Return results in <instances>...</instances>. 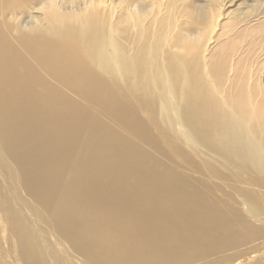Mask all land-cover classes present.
Masks as SVG:
<instances>
[{
	"label": "bare ground",
	"instance_id": "1",
	"mask_svg": "<svg viewBox=\"0 0 264 264\" xmlns=\"http://www.w3.org/2000/svg\"><path fill=\"white\" fill-rule=\"evenodd\" d=\"M39 1L34 7L18 8L20 13H12L17 16L14 26L18 30L35 34L79 19L93 31L89 21L93 19V24L95 19L96 35L101 36L100 44L108 48L120 79L133 80L136 89L143 80L141 76L154 80L158 58L155 55L160 49L156 43L159 18L164 15L168 0H133L131 4L127 0L122 7L115 5L117 0H81L77 10L71 9L73 3L66 6L58 0ZM225 5L221 2L219 10ZM2 6H7V0H0V17L4 16ZM26 16L27 22H20ZM220 17L215 18L213 33L219 28ZM8 24L3 22L2 26L13 43L9 45L7 41L2 45L0 64L3 68L12 66L21 75H18V88L6 94L14 100L6 102L2 116L0 176L14 193H29L32 204L7 200V220L14 227L9 233V228L4 230L0 226V264H174L173 258L178 259V264H264V75L260 73V62L255 65L248 57L251 54L248 48L231 44L228 50L222 47L220 57L219 51L215 56L213 51L219 41L212 37L205 40L207 23L197 35L195 47L203 54V81L206 88L209 84L213 88L220 117L226 122L224 130L228 127L229 131V139L222 137L220 144L232 151V157L214 154L212 161L229 172L246 194L239 202L232 198L211 202L208 210L203 211L200 224L192 215L186 218V239L196 246L193 251L175 237L176 226L172 223L165 226L166 231L158 226L147 228L144 218L138 217L139 207L133 199L128 205L129 212L123 211L121 205L127 199L119 192L127 184L124 179L105 175L98 165L80 173L67 162L70 159L67 155L56 159L41 152L30 155L31 149L50 148L60 137L51 130L44 135L41 130L43 124L51 125L55 113L47 112L48 103L46 107L35 106L36 88L22 93L27 67L40 65L47 78L54 80L65 76L77 93L92 101L107 103L110 98L95 85L106 79L98 76L97 65L89 57L75 51L62 52L60 45L47 42L45 36L29 37L40 45L29 41L27 46L31 50L26 44L21 49L22 35L12 36ZM171 32L169 29L167 38ZM2 35L0 32V40ZM147 49L150 52L147 61L142 62L140 57L145 60ZM171 52L185 62L184 56ZM25 54L30 57L23 58ZM12 61L19 62L20 68L16 69ZM183 74L187 84L189 73L185 69ZM165 82L162 91L155 85L163 100V114L171 118L172 127L195 149L197 145L182 119L187 118V104L184 98H175L170 79ZM57 87L55 84L51 90ZM6 89L7 86L0 87V93ZM25 106L37 108L40 117L25 112ZM16 118L22 119V130L20 126H13ZM20 131L33 134L35 141H21ZM82 158L89 161L92 156L83 154ZM58 193L60 199L57 197L59 201H55ZM126 195L138 196L127 192ZM109 211H112L111 217H105ZM146 213L152 215L151 210ZM15 218L18 221L14 225ZM143 231L149 232V236ZM19 233H23L26 245L19 244L16 238ZM27 249L36 251L35 259L26 258Z\"/></svg>",
	"mask_w": 264,
	"mask_h": 264
},
{
	"label": "rangeland",
	"instance_id": "2",
	"mask_svg": "<svg viewBox=\"0 0 264 264\" xmlns=\"http://www.w3.org/2000/svg\"><path fill=\"white\" fill-rule=\"evenodd\" d=\"M58 1L66 6L73 3L70 7L74 10H77L76 6L81 3V0ZM126 1L117 0L115 5L122 7ZM132 2L133 0H129L128 4ZM166 2L164 15L159 18L160 30L156 43L160 49L155 55L158 57L154 65L155 78L151 80L141 76L143 80L137 89L133 80L124 82L115 72L108 48L100 44L101 36L96 35L95 19L93 24V19L89 21L93 31H89L86 22L79 19L62 24L59 28L35 34L18 30L14 26L18 22L17 16L12 13H20L18 8L34 7L40 3L39 0H7V6L1 7L4 9V16L0 17V32L4 35L0 40V51L7 41L9 45L13 43L8 39V31L2 26L4 22L9 23L12 36L14 33L22 35L21 49L25 44L27 46L29 41L40 45V42L29 37L45 36L47 42L60 45L62 52L75 51L83 57H89L92 64L97 65L98 76L106 80H99L95 85L107 92L110 98L107 103L95 102L86 95L77 93L72 82L63 75L57 80L47 78L42 66L27 67L23 62L28 70L22 93H29L25 89L36 88L38 97L34 100L35 106L46 107L48 103L50 107L47 112L55 113L51 125L45 123L41 130L44 135L51 130L60 137L51 143L50 148L41 146L39 150L31 149L30 155L41 152L52 159L67 155L70 157L67 162L77 167L80 173H86L94 165H98L105 175L124 179L127 184L124 190L119 192L127 199L121 205L123 211L129 212L128 205L130 199H133L134 205L139 207L138 217L144 218L147 228L158 226L166 231L165 226L172 223L176 226L175 237L196 251V246L186 239V218L192 215L200 224L202 213L205 209L208 210L211 202H221L227 198L239 202L240 197L246 194L229 172L212 161L214 154L232 157V151L220 144L222 137H229V131L228 127L224 130L226 122L220 117L219 101L213 88L210 84L206 88L204 84L201 69L203 54L195 47L197 35L204 30L207 23L205 40L208 41L212 37L219 41L213 51L215 56L219 51L220 57L222 47L225 46L228 50L231 44L237 48H248L251 52L248 57L255 65L260 62V73L264 75V0ZM221 2L226 5L219 10ZM218 16H221L217 22L219 28L213 33V23ZM27 18L28 16L20 22L26 23ZM169 29L172 32L167 38ZM25 30L30 31L26 28ZM27 48L30 49L28 46ZM171 51H176L180 57L184 56L185 62L179 61ZM149 53L147 49L145 60L140 57L142 62L147 61ZM29 57L25 54L23 58ZM11 64L16 69L20 68L17 61H12ZM185 69L189 73L187 84L184 83ZM18 75L21 74L13 70L12 66L3 68L0 64V87L7 86V89L0 93V128L6 102L14 100L6 94L18 88ZM168 78L172 82L175 98H184V103L187 104V118L182 119L197 145L195 149L172 127L171 118L163 114V100L160 99V93L156 92L155 85L162 91ZM55 84L58 87L55 91L51 90ZM24 110L40 117L37 108L25 106ZM12 124L14 127L20 126L19 130L24 126L21 118L14 119ZM30 134L20 131L19 139L23 142H34L36 138ZM83 154L91 155L92 159L84 161ZM9 186L0 176V226H3L4 230L9 228L10 233L14 226L11 227L7 220V200H24L31 205L32 197L29 193L25 194V191L14 193L11 186L9 190ZM126 192L138 196L130 198ZM58 195L61 194L58 193L56 198H59ZM62 195L67 198L66 194ZM141 197H144L142 201ZM56 198L55 201H59L60 198ZM148 210H151L152 215L146 213ZM235 212L239 213L238 210ZM111 215L112 211L105 213V217ZM17 221L15 218L14 225ZM143 234L149 236L147 231H143ZM16 238L19 244L26 245L23 233H19ZM25 253L27 259L36 257V251L30 252L27 249ZM173 263L178 264V259L173 258Z\"/></svg>",
	"mask_w": 264,
	"mask_h": 264
}]
</instances>
